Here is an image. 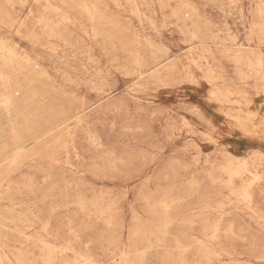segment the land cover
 <instances>
[{
    "label": "bare ground",
    "instance_id": "obj_1",
    "mask_svg": "<svg viewBox=\"0 0 264 264\" xmlns=\"http://www.w3.org/2000/svg\"><path fill=\"white\" fill-rule=\"evenodd\" d=\"M53 1H58L59 6H54ZM111 1L119 7V0ZM200 1L206 5L216 0ZM229 1L240 4V15L245 14L246 5L253 8L248 12L252 23L243 41L234 35L225 39L214 35L211 24L203 23L199 9L190 3L170 10L174 25L187 34L179 53H184L195 69L182 75L177 52L169 54L162 49L164 54L160 55L151 40L143 41L145 55L134 52L137 41L128 38L125 29L122 31L106 14L100 0H33L45 12L52 11L57 16L56 20L43 14L37 16L36 24L44 35L64 46L75 47L73 53L89 57L93 48L87 43L71 44L68 31L74 22L65 8L84 15L90 23L82 31L87 40L98 43L104 51L129 56L130 69L123 76L131 77L132 85L121 89L100 77L89 84L94 100L76 101L64 89L56 90L46 83L48 75L38 61L0 41V67L6 66L21 77L11 82L9 73L0 68V113L12 125L10 144L0 148V201L12 190L34 196L32 209L20 212L16 224L12 226L9 220L1 224L2 230L15 235L19 247L16 254H6V241L0 240V264H166L169 251L165 248L164 233L172 222L167 215L170 204L160 184L154 181L155 190H149L152 180L145 175L148 165L158 159L163 148L154 143L149 145L153 154L141 150L128 153L123 159L110 156L107 165L94 163L89 174L96 176L108 171L122 186L118 193L95 191L84 171L71 163L84 159L81 141L90 154L104 152L107 137L116 136V123L110 124L105 133L97 130L94 121L110 114L119 122L122 133H144L155 142H167L175 139L177 131L185 129L191 138L210 143L209 151L202 152L194 141L177 158V168L185 170L182 159L191 148L199 150L194 158L195 176L177 190V262L168 263L264 261V60L260 55L264 50V0ZM130 12L139 15L135 6ZM23 27L22 21L14 28L15 33L21 34ZM225 63L232 65L231 73ZM188 88L192 96L180 95ZM151 93L154 97L147 98ZM178 98L189 101L186 111L197 120L201 130L194 126L192 129L183 119L179 128L178 123L176 126V122L165 118L172 111L166 101ZM232 104L237 107L228 110L227 106ZM156 123L162 128L153 136L150 125ZM24 167L31 168L37 176L13 182V175ZM67 171L74 177H66ZM158 174L155 180L160 181L162 173ZM134 182H138L137 186L130 188ZM217 186L227 192L226 201L213 202L212 189ZM131 196L136 204L130 208L133 225L125 229L121 208ZM14 205L20 207L23 202ZM251 223L255 224L253 231ZM245 243L252 246L249 254L240 249ZM26 245L33 250L28 251Z\"/></svg>",
    "mask_w": 264,
    "mask_h": 264
},
{
    "label": "rangeland",
    "instance_id": "obj_2",
    "mask_svg": "<svg viewBox=\"0 0 264 264\" xmlns=\"http://www.w3.org/2000/svg\"><path fill=\"white\" fill-rule=\"evenodd\" d=\"M100 1L102 3V7L109 8V9L105 8L106 14L110 16L112 20L119 25V28L122 31L125 29L124 33L126 34V36L128 38H134L137 41V43L133 47L134 52H137L138 54H142V55L146 54L147 51L145 50L143 44L144 40H149V41L151 40L150 42L151 43L153 42L154 43L153 45L155 46L157 45L156 47L159 49L160 55L161 54L163 55L164 51L168 52L169 54H173L177 52V54H179L180 59L182 61V68H181L182 75L184 72H189V69H191L192 71L195 69L194 66H192V64L186 60V56H184V53H179V50L185 46L183 45L182 40L185 38V36H187V34L185 33L186 31L185 32L180 31L179 28L176 27V25H174L173 20L170 19L169 13L172 8H177L178 6L187 5V3H190V5L197 7L202 17L203 20L202 22L211 24L210 25L211 31L214 33V35H217L218 37L224 39L227 38L228 35H234L237 36L240 41H243L247 34V30H249V27L252 23V18L248 14V12L253 8L252 7L248 8V6L246 5L245 14L240 15L238 13V8L240 7V4L237 2L235 3L230 2L229 0H216L215 2L207 3L206 5H204L200 0H161L160 2L164 5L162 9H160L158 0H144V1L119 0L118 1L119 7L118 6L115 7L116 5H114L111 0H100ZM52 3L54 6H59L58 1H53ZM69 5L71 6V4ZM0 6H1L0 7V41H3L7 47L11 49H15L20 53L23 54L25 53L27 56L29 55L28 57L31 58L32 60L35 59L36 61H38L40 65L43 67V70L48 75L46 83L50 85L52 84L56 90L64 89L68 94V96L75 98L76 101L83 98L88 101H91L94 100L95 95L93 91H91V89L89 88L90 81L100 80V77H102L107 83L109 81V84H113L116 86L118 85V87H120L121 89H126L132 85L131 77L127 75L123 76L124 73L126 74V70L130 69L129 56L127 54H120L117 51L116 52H111L110 50L104 51L99 48L100 46L98 43L95 44L94 41L87 40L83 36L82 31L84 29H88L90 23L87 21L86 17L78 13L76 9L69 10V8L67 7L65 8V10L67 11V13L74 22L73 25L69 26L68 33L70 35V41L73 46L76 45L75 43L80 45V44H84L85 42L87 43L88 46L92 47L93 50L89 57L82 54L73 53L72 49L75 47L64 46L63 43L57 41L56 39L47 38L44 35L43 31L36 24L37 16L43 14L44 16H46V18L52 20H56L57 16L52 11L45 12L41 4H35L33 0H0ZM133 6H135L139 10V15H136L137 17L130 12V8ZM22 21L24 23V27L21 29V34H16L14 28L17 27V25ZM30 36L32 37L30 38ZM158 42L161 44V46ZM62 50H66V51H62ZM66 53L70 54V57ZM73 55L76 56L77 58L74 57ZM260 55L264 60V50ZM68 60L70 61V63L68 62ZM123 62L125 63V65ZM71 63L73 65L70 67ZM66 65L68 68L66 67ZM124 66L126 68H124ZM231 66L232 65L229 63L224 64V67L227 68V70H229V73H231L233 69V67ZM0 68L4 71L6 70L9 73V75L11 76V82L15 83L21 80V77L19 76L20 74H17L15 71L11 70L10 68H7L6 66H1ZM64 77L68 78V82L65 81L66 79ZM237 85H239V83H237ZM79 88L81 90H79ZM248 88L251 89L250 85L248 86ZM2 90L3 87L0 84V93L2 92ZM205 90L207 89L205 88ZM182 92L183 93L180 94L182 96L183 95L188 97L192 96L191 94L192 90L189 88L185 90L183 89ZM148 95L149 96L146 97L149 99L154 97L153 93ZM233 98H235V96ZM261 101L263 100L261 99ZM188 103L189 101L184 98H178L177 100L174 101H166L165 105L171 108L172 111H170L169 114L165 116V118L176 122V126L178 123L179 128L181 122L184 120V121H188L191 124L192 129L194 126L195 130L198 129L201 130L197 120L193 116H190L186 111V107H188ZM233 105L234 104L229 105L230 107L227 106L228 110L237 107L236 105L235 106ZM263 113H264V108H263ZM5 119L6 118H4L0 113V148L6 144H10V131L12 125L7 119L6 120ZM97 120L99 121L97 122ZM95 121L94 124L97 130L105 133L109 132L110 124L116 123L115 131L113 133L117 137L115 136L116 138L115 137L113 138L112 135H109V137H107L105 142L104 152L100 153L99 155L90 154L87 151L88 149L85 146L84 142L81 141L82 144L81 149L83 152L81 153L84 159H81L79 161L77 160L71 161L75 169L77 168L80 169L81 171H84V173L87 175L88 183H90L91 187L95 191L118 193L121 190L122 186L118 180L113 179L112 176H110L108 171L99 173L96 176L90 175L89 173L94 163H101L102 165H107V163L110 161L109 159L110 156L116 155L115 157L123 159L125 158L123 156H126L128 153L141 151V150L147 152L148 154H153L149 145H152L154 143L158 144L161 148H163L161 149V153L158 159L152 164L148 165L145 175L147 178L152 180L149 190L152 192L155 190V182L158 185L160 184L159 187H161L162 193L166 196L164 198L165 199L167 198L168 200L167 202H169L171 206V207L169 206L167 215L172 218V222H171L172 225L169 224L167 228H165L167 232L165 231L164 233L165 248L167 251H169V256H167L166 258V260L168 259L166 261V264H170L168 262L171 263L177 262V249L175 248L177 246V190L181 188L186 182H189L190 178L193 179L195 173L197 172L196 171L197 165L195 164V159H194L195 154L199 150H202V152L209 151L210 143H208L207 140L200 139L199 137L191 138L189 133H185V129L177 131L175 139L167 142L162 140L159 142H155V140L153 139L151 140L150 138L147 137V134L144 133H136L137 135H134L131 132L122 133V131H120V126L118 124L119 122H117L114 115L112 114L105 117H99ZM228 121H229L228 123L229 126L232 125V120L229 119ZM161 128L162 127L158 123L153 124L152 126L150 125V130H151L150 132H152L154 136L160 131ZM6 132L7 134L8 133L9 134L7 135ZM137 138H139L140 140H138ZM194 141L196 144L199 145L200 147L198 148L199 150L196 148L193 149L191 148L188 154L186 155V158L182 159V163L185 164L184 166L186 167L185 170L178 169L177 158L179 159L183 149L187 146H191L194 143ZM138 143H140V145ZM145 145L147 146L145 147ZM76 162L79 163L77 164ZM74 168L73 171L75 170ZM23 172L25 176L22 174ZM33 172L34 171L31 168L24 167L20 173H16L15 175H13L12 180H14L15 177V180L13 182L16 183L19 180L20 181L22 179L24 180L25 177L34 178L37 175H35ZM158 172L162 173V180L160 178V181L155 180L159 175ZM104 173L105 175H103ZM27 174L30 175L27 176ZM65 175L68 178L74 177V174L72 172L68 173V171L65 173ZM200 180L202 183L205 182V179L203 178H201ZM37 181H40L38 177H37ZM137 184L138 182H134L132 184L133 186L131 185L130 188L136 187ZM110 189L111 191H109ZM8 193L3 195L2 200L4 201L2 200L0 201V214H1L0 226L2 223H5L4 220L11 221L12 226L16 224L17 223L16 219L17 217H19V213L20 212L23 213L22 212L23 210H25L24 211L25 213L30 211L32 209V204L34 201V196H32V194L26 191L24 192L20 190L17 192L16 190H12L11 192ZM212 194H213V202L217 203L219 201H226L224 197L227 196V192L223 191L219 186L214 187L212 189ZM21 200L23 202V206L19 207L18 205H14L16 203L18 204ZM171 201L172 202L174 201V205L172 204ZM28 204L30 206H27ZM135 205L136 204L134 202V196H131L129 198V201L122 205L121 209L123 211V214L121 216L125 229L130 228L133 225V217L130 208ZM137 207L140 208L139 205ZM250 228L253 231L255 229V224L251 223ZM3 233H8V234H3ZM15 239L16 237L11 231L6 232L2 230V228L0 227V240L6 241L5 245L7 244L5 246L6 254L14 255L18 251L19 245L17 243V240L15 241ZM26 247L27 250L28 249L33 250L32 246L26 245ZM250 247H252L250 243H245L241 246L240 249L241 251H244L245 253L249 254L252 249ZM89 249H91L90 251H93L92 248ZM254 264H264V261L259 260L254 262Z\"/></svg>",
    "mask_w": 264,
    "mask_h": 264
},
{
    "label": "crops",
    "instance_id": "obj_3",
    "mask_svg": "<svg viewBox=\"0 0 264 264\" xmlns=\"http://www.w3.org/2000/svg\"><path fill=\"white\" fill-rule=\"evenodd\" d=\"M263 132H264V127H263Z\"/></svg>",
    "mask_w": 264,
    "mask_h": 264
}]
</instances>
